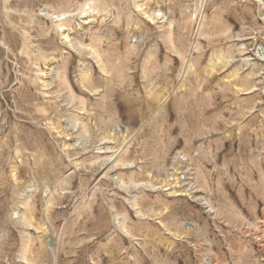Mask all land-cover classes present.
<instances>
[{
	"label": "rangeland",
	"instance_id": "rangeland-1",
	"mask_svg": "<svg viewBox=\"0 0 264 264\" xmlns=\"http://www.w3.org/2000/svg\"><path fill=\"white\" fill-rule=\"evenodd\" d=\"M0 264H264V0H0Z\"/></svg>",
	"mask_w": 264,
	"mask_h": 264
}]
</instances>
